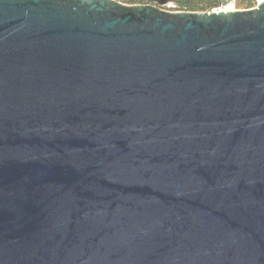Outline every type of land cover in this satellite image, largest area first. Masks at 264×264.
<instances>
[{
    "label": "water",
    "instance_id": "water-1",
    "mask_svg": "<svg viewBox=\"0 0 264 264\" xmlns=\"http://www.w3.org/2000/svg\"><path fill=\"white\" fill-rule=\"evenodd\" d=\"M0 0V264H264V2Z\"/></svg>",
    "mask_w": 264,
    "mask_h": 264
},
{
    "label": "trees",
    "instance_id": "trees-1",
    "mask_svg": "<svg viewBox=\"0 0 264 264\" xmlns=\"http://www.w3.org/2000/svg\"><path fill=\"white\" fill-rule=\"evenodd\" d=\"M231 0H173L176 10L184 12H208L214 8L226 5ZM245 9L255 8L257 0H235ZM173 11V10H172Z\"/></svg>",
    "mask_w": 264,
    "mask_h": 264
},
{
    "label": "flooded vegetation",
    "instance_id": "flooded-vegetation-1",
    "mask_svg": "<svg viewBox=\"0 0 264 264\" xmlns=\"http://www.w3.org/2000/svg\"><path fill=\"white\" fill-rule=\"evenodd\" d=\"M116 1H119L121 3L124 2V4H129V5H138V4H141V5H156V4L152 3V2L144 1V0H116ZM171 5H174L173 0H170L162 8L165 9V10H168V9H170Z\"/></svg>",
    "mask_w": 264,
    "mask_h": 264
},
{
    "label": "built area",
    "instance_id": "built-area-1",
    "mask_svg": "<svg viewBox=\"0 0 264 264\" xmlns=\"http://www.w3.org/2000/svg\"><path fill=\"white\" fill-rule=\"evenodd\" d=\"M257 4H259V0H257ZM238 3L235 0H231L229 3H227L226 5L214 8L210 11H214V12H230V11H240L242 9L238 8Z\"/></svg>",
    "mask_w": 264,
    "mask_h": 264
},
{
    "label": "rangeland",
    "instance_id": "rangeland-1",
    "mask_svg": "<svg viewBox=\"0 0 264 264\" xmlns=\"http://www.w3.org/2000/svg\"><path fill=\"white\" fill-rule=\"evenodd\" d=\"M257 5H258V4H257ZM257 5H256V6H257ZM237 6H238L239 9H242V10L245 9L244 6H243V5H240L239 3H238ZM168 10H171V11H172V10H173V11L176 10V6H175V4H174V5H171L170 9H168Z\"/></svg>",
    "mask_w": 264,
    "mask_h": 264
},
{
    "label": "bare ground",
    "instance_id": "bare-ground-1",
    "mask_svg": "<svg viewBox=\"0 0 264 264\" xmlns=\"http://www.w3.org/2000/svg\"><path fill=\"white\" fill-rule=\"evenodd\" d=\"M264 2V0H259V3H263Z\"/></svg>",
    "mask_w": 264,
    "mask_h": 264
}]
</instances>
